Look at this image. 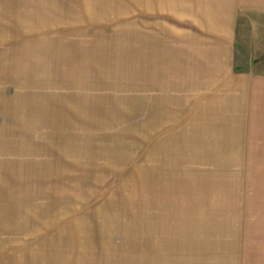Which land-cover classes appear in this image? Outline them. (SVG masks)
Here are the masks:
<instances>
[{"label": "rangeland", "instance_id": "1", "mask_svg": "<svg viewBox=\"0 0 264 264\" xmlns=\"http://www.w3.org/2000/svg\"><path fill=\"white\" fill-rule=\"evenodd\" d=\"M79 2L0 15V264H264V0Z\"/></svg>", "mask_w": 264, "mask_h": 264}, {"label": "crops", "instance_id": "2", "mask_svg": "<svg viewBox=\"0 0 264 264\" xmlns=\"http://www.w3.org/2000/svg\"><path fill=\"white\" fill-rule=\"evenodd\" d=\"M79 7H80L79 0H0V15L48 16V15H58V14L59 15L78 14L79 12L77 9ZM17 20L20 21L23 19L17 18ZM130 249H134V250H129V252H126L124 254H134V255L176 254V252L168 250V248L162 249V248L135 247ZM117 254H123V253L117 252Z\"/></svg>", "mask_w": 264, "mask_h": 264}]
</instances>
